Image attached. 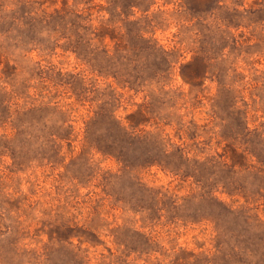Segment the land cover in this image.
I'll list each match as a JSON object with an SVG mask.
<instances>
[{
    "label": "rangeland",
    "instance_id": "obj_1",
    "mask_svg": "<svg viewBox=\"0 0 264 264\" xmlns=\"http://www.w3.org/2000/svg\"><path fill=\"white\" fill-rule=\"evenodd\" d=\"M76 34L136 61L131 86ZM258 134L264 0H0V264H264ZM160 148L194 177L150 166Z\"/></svg>",
    "mask_w": 264,
    "mask_h": 264
},
{
    "label": "trees",
    "instance_id": "obj_2",
    "mask_svg": "<svg viewBox=\"0 0 264 264\" xmlns=\"http://www.w3.org/2000/svg\"><path fill=\"white\" fill-rule=\"evenodd\" d=\"M75 36L77 38L76 41L77 44L72 48V51L76 54V56L79 59H81L82 62H84L89 67L91 73L97 74V76L99 77H112L115 80L124 82L122 81L121 76L118 70L116 69V66L120 64L129 67V65L133 64L134 62L136 63V61H133L131 59L129 60V58H126V56H122V53L119 52L117 49L113 52L112 55H110L107 51H97L98 47L95 46L93 47L94 40L92 38H88L86 34L84 35L76 34ZM130 47H131L130 48L131 51L133 52L132 56H134V58L136 59H138V55L142 54L143 52L144 53L147 52V53L156 54L157 56L160 57V59L163 62L166 61L165 54L163 52H160V49L157 48L156 45L153 44L150 40H145L142 37H138L137 43L131 45ZM134 67H136V65ZM168 70L169 67L166 70H162L160 68L158 72H155L156 76L153 77L164 78ZM181 77L183 80L191 81V78H189L184 71L181 72ZM129 78L132 77L129 76ZM194 79L197 80L199 78H194ZM124 85L131 86V84L128 82H124ZM115 131L118 137H120L119 142H123L127 144L128 143L127 140L132 138L131 135H129V133L127 134V132L119 128V126L117 125H115ZM240 133H242L243 137L246 139L252 138L250 137V133L249 131L246 130V128H242V130H240ZM254 141L257 142L256 143L257 146L264 148L263 134L254 135ZM101 150L108 151L104 149ZM245 151L247 152L248 155L256 159L258 165L260 166L259 172L264 173V158H262L260 154L252 150L251 152L247 150ZM158 155L159 156H157V158L151 161L152 164H150V166L156 165L165 170H169L174 175L177 176L181 175L183 178L194 177V173L190 172L188 168L189 166L186 165L189 164L188 159L184 158L181 155V153L179 152L170 153L167 152V150H165L164 148H160ZM176 159L178 160V162H174V160L176 161ZM117 160L120 163H122L124 166H130L129 164L130 162L129 160H127L124 154H118Z\"/></svg>",
    "mask_w": 264,
    "mask_h": 264
}]
</instances>
